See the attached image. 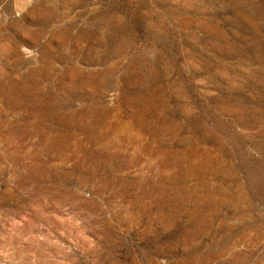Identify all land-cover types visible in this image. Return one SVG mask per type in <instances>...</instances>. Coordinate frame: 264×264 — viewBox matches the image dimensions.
Segmentation results:
<instances>
[{
  "label": "rangeland",
  "instance_id": "rangeland-1",
  "mask_svg": "<svg viewBox=\"0 0 264 264\" xmlns=\"http://www.w3.org/2000/svg\"><path fill=\"white\" fill-rule=\"evenodd\" d=\"M0 264H264V0H0Z\"/></svg>",
  "mask_w": 264,
  "mask_h": 264
}]
</instances>
